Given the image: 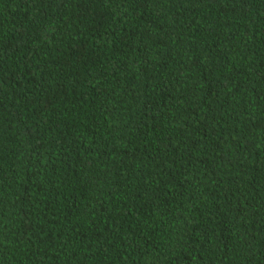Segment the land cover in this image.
<instances>
[{
  "label": "trees",
  "instance_id": "trees-1",
  "mask_svg": "<svg viewBox=\"0 0 264 264\" xmlns=\"http://www.w3.org/2000/svg\"><path fill=\"white\" fill-rule=\"evenodd\" d=\"M0 264H264V0H0Z\"/></svg>",
  "mask_w": 264,
  "mask_h": 264
}]
</instances>
